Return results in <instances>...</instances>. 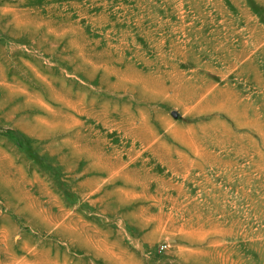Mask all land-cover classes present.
Returning <instances> with one entry per match:
<instances>
[{
    "label": "rangeland",
    "instance_id": "1",
    "mask_svg": "<svg viewBox=\"0 0 264 264\" xmlns=\"http://www.w3.org/2000/svg\"><path fill=\"white\" fill-rule=\"evenodd\" d=\"M0 264H264V0H0Z\"/></svg>",
    "mask_w": 264,
    "mask_h": 264
}]
</instances>
